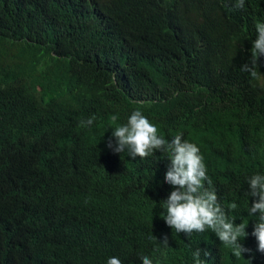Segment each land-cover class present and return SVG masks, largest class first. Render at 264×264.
Here are the masks:
<instances>
[{
  "label": "trees",
  "instance_id": "1",
  "mask_svg": "<svg viewBox=\"0 0 264 264\" xmlns=\"http://www.w3.org/2000/svg\"><path fill=\"white\" fill-rule=\"evenodd\" d=\"M257 237L264 0H0V264H263Z\"/></svg>",
  "mask_w": 264,
  "mask_h": 264
},
{
  "label": "clouds",
  "instance_id": "2",
  "mask_svg": "<svg viewBox=\"0 0 264 264\" xmlns=\"http://www.w3.org/2000/svg\"><path fill=\"white\" fill-rule=\"evenodd\" d=\"M254 243H255L256 249L259 252V254L264 253V238L257 237L254 239Z\"/></svg>",
  "mask_w": 264,
  "mask_h": 264
},
{
  "label": "bare ground",
  "instance_id": "3",
  "mask_svg": "<svg viewBox=\"0 0 264 264\" xmlns=\"http://www.w3.org/2000/svg\"><path fill=\"white\" fill-rule=\"evenodd\" d=\"M165 255H167V254H165ZM171 255H172V253H171ZM170 254H169V256H171ZM165 258V257H164ZM172 259H173V257H172ZM170 262V261H169Z\"/></svg>",
  "mask_w": 264,
  "mask_h": 264
}]
</instances>
